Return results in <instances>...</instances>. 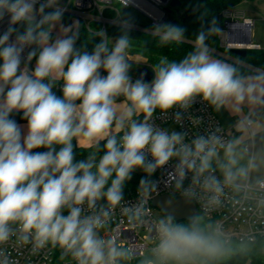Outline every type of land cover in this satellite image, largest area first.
<instances>
[{
  "label": "clouds",
  "instance_id": "obj_1",
  "mask_svg": "<svg viewBox=\"0 0 264 264\" xmlns=\"http://www.w3.org/2000/svg\"><path fill=\"white\" fill-rule=\"evenodd\" d=\"M56 3L0 0V22L7 20L8 24L0 34V244L14 234L11 225L15 224L20 239L28 243L31 237L34 248L50 242L77 264H117L126 253L111 239L98 235L109 212L101 209L100 214L82 216L81 206L86 202L91 209L104 198L109 209L115 208L123 199L125 181L135 169L151 174L173 157L179 158L176 173L181 180L187 171L194 173V183L203 177V188L214 193L211 203H219L223 186L237 190L250 186L251 173L258 166L254 157L240 164L234 142L225 143L212 135L185 144L182 134L156 129L149 120L156 109L187 107L197 95L217 109L229 103L264 105V72L245 77L236 67L211 58L206 34L200 32L195 50L179 63L159 67L151 83L133 81L125 56L126 36L111 48L104 39L90 53L76 49L75 35L51 41L50 29L65 11L53 7ZM46 8L53 10L45 12ZM18 26L23 27L22 32ZM164 28L162 41L183 39V28ZM69 30L63 29L65 33ZM217 32L219 29L213 27L209 35ZM26 48L31 49L27 61L36 57L32 71L21 67ZM55 79L63 80L62 96L53 91ZM121 96L125 102L117 105L116 98ZM15 112L23 113L26 133L11 118ZM137 113L144 115L142 122L132 119ZM113 127L115 132H123L119 140L112 134ZM74 139L89 148L106 140L98 163L95 154L76 161ZM56 146H60L58 151ZM221 149L224 159L218 166L223 185L212 168L213 161L220 160ZM145 150L152 161H146ZM255 183L264 188V178H256ZM141 185L147 191L148 181L141 180ZM198 225V219L188 225L174 224L170 216L161 219L155 254L177 262L224 255L227 242L220 239L219 225L214 232L208 230L211 225Z\"/></svg>",
  "mask_w": 264,
  "mask_h": 264
},
{
  "label": "built area",
  "instance_id": "obj_2",
  "mask_svg": "<svg viewBox=\"0 0 264 264\" xmlns=\"http://www.w3.org/2000/svg\"><path fill=\"white\" fill-rule=\"evenodd\" d=\"M172 0H62L53 7L65 9L63 16L76 17L79 21L85 22L90 26L94 22L101 23L100 33L108 41L106 32L107 24H115L128 29H136L143 32L163 34V27L167 24L169 14L166 10L170 7ZM45 0H39L44 3ZM242 4L248 3V0H242ZM39 4L37 5V7ZM121 6L133 8L137 13L146 18L147 23H138L132 14L125 18L121 13ZM53 8H46L45 12L52 11ZM223 25L219 31V41L222 49L209 48L210 52H215L222 58L228 60L231 64L238 63L251 70L264 72V69L257 68L247 63L243 57L230 52V49H262L263 45L253 39V27L256 18L247 14V8L241 5L228 7L222 11ZM4 22V23H3ZM0 22V34L7 28V20ZM159 26L160 30L157 31ZM249 38V40H247ZM15 39V35L11 37ZM30 48H26L22 54V59L27 60V53ZM127 54V52H126ZM128 55V54H127ZM23 64V63H22ZM154 76L156 70L149 67ZM103 74V73H102ZM134 81L138 76L131 77ZM117 99V98H116ZM263 105H257L258 110ZM255 110V112H256ZM133 120L142 122L144 115L139 113L133 115ZM239 121L243 122L247 128H250L253 119L244 116ZM149 123L154 128L166 131L169 134L176 132L183 135L185 144L198 137H209L215 135L220 137L225 143L231 142L235 136V130L231 127H225L217 116L208 101L201 96H194L187 107L175 105L172 108L161 111L156 110L150 118ZM127 130V125L124 131ZM118 138L123 132L117 133ZM252 141L246 143V150L251 152ZM146 161H152L150 152L145 150ZM179 163L178 157H173L168 163L155 169L154 178L147 188L130 191L125 195L115 208L109 209L107 201L104 198L99 199L93 208H89L87 203L81 206L82 216L100 214L101 209L107 210L109 215L105 219L103 239H111L115 246H128L134 255H143L145 250L153 247L157 248L160 242L158 225L161 219L156 213V207L153 206V198L161 194H169L172 198L179 196L190 197L197 205L199 216L211 222L213 231L219 225L220 238L227 243L236 242L242 244L253 243L259 239H264V188L260 187L255 181H250V186L242 187L237 190L234 187L223 186V191L219 194V203L210 202L213 192L205 190L202 186L203 177L199 183L193 182L194 173L187 171L186 176L181 180L176 173V166ZM213 174L221 181L223 185V176L212 164ZM176 179H172L171 175ZM207 175V173L205 174ZM179 181V186H177ZM187 193V194H186ZM67 215L68 210H63ZM173 223L175 221L173 220ZM14 234L4 244H0V264H77L70 254L65 255L64 250L59 245H53L50 242L43 248H34V242L31 237L28 243L21 239V233L18 226L11 225ZM186 264H201L199 261L191 258L185 260ZM184 262V261H183Z\"/></svg>",
  "mask_w": 264,
  "mask_h": 264
},
{
  "label": "trees",
  "instance_id": "obj_3",
  "mask_svg": "<svg viewBox=\"0 0 264 264\" xmlns=\"http://www.w3.org/2000/svg\"><path fill=\"white\" fill-rule=\"evenodd\" d=\"M181 5H184L183 11L179 12L177 15L174 13L175 8H173L171 16L177 19L175 26L184 29V37L181 41H162L161 35L157 33L143 32L136 29H128L115 24H107L106 32L108 39L110 37L120 38L121 36H126L128 38V47L126 49L127 54L130 55H141L146 58L144 65H139L132 61L128 62L130 66H135V70L142 66H148L157 70L161 66H166V64L171 62L179 63L183 60L189 53L195 50V39L200 32L206 34V45L213 49H222L219 41V32L209 35V30L213 27L221 29L223 25L222 11L228 7H233L241 3L242 0H180ZM249 1V0H248ZM180 5V6H181ZM130 8L121 6L122 16L129 18L132 13L129 12ZM134 14V13H133ZM135 21L138 23H147L145 17L141 14H134ZM47 27V26H46ZM102 25L99 22H94L90 26H87L85 22L81 21L72 31H70L68 36H76L75 47L80 51H88L89 53L93 51L96 44L104 40L102 34L100 33ZM19 31H23V27H19ZM165 30V28L163 27ZM51 34V38H52ZM32 48H36L35 45ZM39 49H37L38 55ZM244 60L257 67L264 69V48L262 49H250ZM36 62V57H33L31 61H25L29 71L34 70V63ZM70 62V61H69ZM232 66L238 69V74L245 76L251 69L240 65L238 63L232 64ZM66 70V69H65ZM63 80L55 79L53 83V91L58 95L62 96ZM158 110V109H156ZM11 118L15 119L20 125L26 120L23 119L22 112H15L12 114ZM118 138V135L115 134ZM106 140L99 142L98 146L91 148L77 147L73 148L74 152H85L87 150L92 151L95 154L104 153V145ZM60 147V146H56ZM46 149H37L35 151H44ZM115 173H113V177ZM109 179L108 185L105 186V190L111 184V179ZM154 174L147 172H137L133 171L131 174V179L125 181L123 186V197L129 194L130 191H135L137 189H144L141 185V180L148 181L147 188L150 186ZM106 200V199H105ZM200 228H206L211 225V222L198 216ZM176 224L188 225L192 221L188 220H174ZM209 231H213L212 225ZM221 239V238H220ZM263 251V252H262ZM201 264H264V239H259L253 243L242 244L236 242L226 243V251L224 255L210 258L205 256H195ZM56 264H61L57 261Z\"/></svg>",
  "mask_w": 264,
  "mask_h": 264
},
{
  "label": "crops",
  "instance_id": "obj_4",
  "mask_svg": "<svg viewBox=\"0 0 264 264\" xmlns=\"http://www.w3.org/2000/svg\"><path fill=\"white\" fill-rule=\"evenodd\" d=\"M245 5H247V3ZM244 7L247 8V6H244ZM249 16H252V15H249ZM63 20L66 23L63 29L64 28L70 29L68 31V34L66 35L68 36L70 31H72L79 24V21L78 19L76 20L75 17H68V16H63ZM60 27L61 25L59 24V22L56 23L55 29H53V26L51 27L50 32L53 36L51 38V41H54L55 39L58 38L56 34L59 33L60 30L58 31V29H60ZM63 29H61V36L59 38H63L64 34H66L63 31ZM125 56H126L127 62L132 61L140 65L141 64L144 65L146 62V58L141 55H137V54L126 55L125 54ZM226 63L232 65L229 61ZM35 65H36V62L34 63V68H35ZM25 66H27L25 63L21 65L22 68ZM256 73H259V72L251 70L248 74L245 75V77L254 76ZM121 99H123V101H119ZM116 100H117L116 101L117 105H121L125 102L123 96L118 97ZM211 106L216 112L217 116L222 121L223 125L225 127H231L235 130V136L231 140V142L235 143V151L237 155L240 157V164H246L249 158H252V157L255 158V162L258 166V170L253 171L251 173V181H255L256 178H264V105L261 106L258 110H256L257 105H252L247 102L239 106L235 105L234 103H229L225 106L220 107L219 109H217L212 104ZM137 114H134V115H137ZM244 116H249L253 119V123L250 128H247L243 122L239 121V119H241ZM26 123L27 122H23L20 124L22 130L25 133L27 131ZM112 134H117V132H115L114 127L112 129ZM248 140H251L253 144L251 152H248L245 148ZM74 141L77 147H82L77 140L74 139ZM84 148H89V147H84ZM223 159H224V152H223V149H221L220 150V160L213 161V163L216 166V169L218 170L221 176H223V174L218 165L220 162L223 161Z\"/></svg>",
  "mask_w": 264,
  "mask_h": 264
},
{
  "label": "rangeland",
  "instance_id": "obj_5",
  "mask_svg": "<svg viewBox=\"0 0 264 264\" xmlns=\"http://www.w3.org/2000/svg\"><path fill=\"white\" fill-rule=\"evenodd\" d=\"M61 1L62 0H57V3H60ZM238 5H241L242 7L247 6V13L249 15H252L254 18H256V23H255V26L253 27V36L254 37H253L252 40L260 41L264 45V0H249V2L247 3V5L242 4V3H239ZM183 9H184V5L178 6V7L175 8V12L174 13L177 15L179 12L183 11ZM129 12L132 13V14L134 13L137 16V12L133 8H130ZM76 20H77V18H76ZM59 24L61 25V27H60V29H58V31L59 30L60 31H59V33L56 34V36L58 38L61 36V29H63V27H65V24H66L64 22V20H63V17H62L61 21L59 22ZM55 25L53 26V29H55ZM67 34H68V32H66V34H64V37ZM117 39L118 38H115V37H110L108 39L109 48H111L112 45L115 44V42H116ZM125 54H126V52H125ZM209 55L211 56V58L218 59L221 62H224V63L228 62V60L222 58V56H219L215 52H210L209 51ZM103 74L106 75V73H103ZM129 75L131 77H136L137 76L136 70H135V66H130ZM119 101H123V99H121ZM73 146L74 147L76 146L75 141H73ZM56 149L58 151L59 150V147H56ZM92 154H95V153H93L90 150H87L85 152H74L75 160L76 161L86 160ZM103 154L104 153H102V154H95V157H96V161L95 162L96 163H98L100 157ZM134 171L144 172V169L143 168H137ZM155 213H156V215L159 218H163L164 217L163 214L157 208L155 209ZM103 233H104V229H99L98 230V235L101 238H103V236H102ZM116 247L126 253V255L124 257L118 259L117 264H186V261H184V262H177V261H173V260H164V259H161L160 257H158L155 254L154 249H156V248H153V247H150V248L146 249L143 255H134V254H132V251L130 250V248L128 246H116ZM193 259H195V260L198 261V259L196 257H193Z\"/></svg>",
  "mask_w": 264,
  "mask_h": 264
},
{
  "label": "water",
  "instance_id": "obj_6",
  "mask_svg": "<svg viewBox=\"0 0 264 264\" xmlns=\"http://www.w3.org/2000/svg\"><path fill=\"white\" fill-rule=\"evenodd\" d=\"M171 6L167 7L166 10L169 14H172L173 8L181 5L180 0H172ZM177 19L173 16H169L166 25L175 26ZM249 40V38L247 39ZM230 52L240 57H246L248 51L246 49L233 48ZM136 74L139 79L144 82H149L154 76L153 71L148 66H142L137 69ZM153 206L159 209L164 217H172L173 220H188L193 221L198 219L199 210L196 203L187 196H179L172 198L169 194H161L153 198Z\"/></svg>",
  "mask_w": 264,
  "mask_h": 264
},
{
  "label": "bare ground",
  "instance_id": "obj_7",
  "mask_svg": "<svg viewBox=\"0 0 264 264\" xmlns=\"http://www.w3.org/2000/svg\"><path fill=\"white\" fill-rule=\"evenodd\" d=\"M4 23V22H3ZM3 23H0V26L3 25Z\"/></svg>",
  "mask_w": 264,
  "mask_h": 264
}]
</instances>
